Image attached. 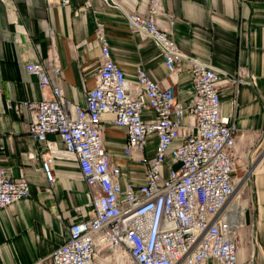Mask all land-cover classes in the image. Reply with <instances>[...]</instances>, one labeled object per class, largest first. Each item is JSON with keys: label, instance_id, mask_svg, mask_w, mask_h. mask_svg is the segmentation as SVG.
Returning a JSON list of instances; mask_svg holds the SVG:
<instances>
[{"label": "built area", "instance_id": "obj_1", "mask_svg": "<svg viewBox=\"0 0 264 264\" xmlns=\"http://www.w3.org/2000/svg\"><path fill=\"white\" fill-rule=\"evenodd\" d=\"M45 2L49 8L71 4ZM153 12H127V23L156 44L172 74L190 60L193 96L188 104L178 98L173 78L160 83L141 62L134 78H128L112 58L101 21L100 68L84 105L66 98L57 54L25 62L40 89L52 92L51 97L24 104L30 111L27 130L46 150L41 170L53 183V160L61 154L76 159L91 207L78 208L81 218L71 221L64 242L35 264H100L105 252L114 264H256L253 253L241 259L244 212L237 209L234 214L228 207L236 187L237 126L222 112L220 72L186 55L172 36L175 19L161 28ZM48 33L55 50V28ZM52 75L58 78L56 84ZM106 114L125 130L124 153L139 166L130 173L138 175L141 168L140 178L121 182L123 165L104 142ZM49 135L58 138L63 151ZM31 194L28 178L0 167V209Z\"/></svg>", "mask_w": 264, "mask_h": 264}, {"label": "crops", "instance_id": "obj_2", "mask_svg": "<svg viewBox=\"0 0 264 264\" xmlns=\"http://www.w3.org/2000/svg\"><path fill=\"white\" fill-rule=\"evenodd\" d=\"M113 1L71 0L70 5L49 8L45 0H0V167L14 177L28 178L32 190L31 197L0 209V260L35 264L64 242L71 221L81 218L78 208H91L76 159L61 154L53 160V183L41 170L46 150L27 130L30 111L24 104L51 97L52 92L40 89L37 77L26 72L25 62L57 54L66 98L84 105L86 90L96 85L100 68L97 23L101 21L112 58L128 78H134L141 62L160 83H171L173 78L178 98L188 104L193 96L190 60L172 74L156 44L134 33L127 23V12L154 10L161 28L167 29L175 19L172 36L186 55L220 72L222 112L237 126L236 162L253 173V208L244 213L240 229L241 259L253 253L255 263L264 264V0ZM50 28L56 30L55 50ZM57 82L52 75V83ZM103 119L105 145L123 165L121 182L140 178L141 168L138 175L130 173L138 165L124 153L125 130L111 123L110 114ZM49 139L58 138L49 135ZM153 152L150 148L148 154ZM107 253L100 264H114Z\"/></svg>", "mask_w": 264, "mask_h": 264}, {"label": "rangeland", "instance_id": "obj_3", "mask_svg": "<svg viewBox=\"0 0 264 264\" xmlns=\"http://www.w3.org/2000/svg\"><path fill=\"white\" fill-rule=\"evenodd\" d=\"M234 178L236 180L235 192L228 207L236 204L237 209L245 213L246 210L250 211L253 208L252 170L247 165L237 163Z\"/></svg>", "mask_w": 264, "mask_h": 264}, {"label": "bare ground", "instance_id": "obj_4", "mask_svg": "<svg viewBox=\"0 0 264 264\" xmlns=\"http://www.w3.org/2000/svg\"><path fill=\"white\" fill-rule=\"evenodd\" d=\"M231 211H232V213H236V211H237V207H236V204H233V205H231V207L229 208Z\"/></svg>", "mask_w": 264, "mask_h": 264}, {"label": "water", "instance_id": "obj_5", "mask_svg": "<svg viewBox=\"0 0 264 264\" xmlns=\"http://www.w3.org/2000/svg\"><path fill=\"white\" fill-rule=\"evenodd\" d=\"M109 3H113V1L112 0H107Z\"/></svg>", "mask_w": 264, "mask_h": 264}]
</instances>
